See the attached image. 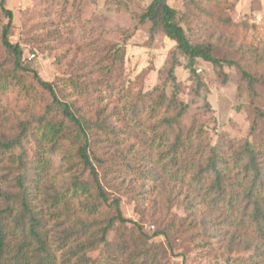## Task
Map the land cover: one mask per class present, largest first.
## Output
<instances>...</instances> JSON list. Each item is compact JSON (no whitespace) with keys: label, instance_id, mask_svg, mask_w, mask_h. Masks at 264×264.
Masks as SVG:
<instances>
[{"label":"rangeland","instance_id":"rangeland-1","mask_svg":"<svg viewBox=\"0 0 264 264\" xmlns=\"http://www.w3.org/2000/svg\"><path fill=\"white\" fill-rule=\"evenodd\" d=\"M151 2L6 0L14 14L9 40L21 47L29 72L2 79L0 142L28 134L31 165L23 174L13 160L19 149L0 150V185L15 194L18 176L26 177L53 239L88 227L98 241L88 264H240L264 241L215 207L207 193L212 172L204 184L195 177L215 150L228 193L242 198L251 180L235 165L246 141L255 146L264 171V0H167L191 41L209 44L215 58L239 65L215 68L198 60L193 75L180 57L176 81L167 72L175 43L151 22L138 20ZM7 23L0 9V69L10 74L14 55L1 43ZM243 71L256 79L253 87ZM33 72L52 83L87 125L91 163L106 199L96 213H89L98 197L96 182L78 155L84 141L68 121V139L58 151L49 155L41 144L49 169L38 187L31 181L37 174L30 168L40 161L38 136L32 134L41 122L64 121ZM179 112L186 145L176 164L169 148L179 131L159 122ZM74 179L89 185L91 196L70 191L60 205L45 203L47 196L72 189ZM258 194L264 197V186ZM118 211L130 223L115 220L104 233ZM69 250L58 252L60 264L70 258Z\"/></svg>","mask_w":264,"mask_h":264},{"label":"trees","instance_id":"trees-1","mask_svg":"<svg viewBox=\"0 0 264 264\" xmlns=\"http://www.w3.org/2000/svg\"><path fill=\"white\" fill-rule=\"evenodd\" d=\"M0 9L3 16L8 19V23L3 28L1 43L6 50L14 55L15 60L10 74L4 70V67L0 69L1 93L4 90L2 79L8 80L9 75L17 77L20 72L28 73L29 70L22 65L23 52L21 47L12 44L9 40L14 14L6 8V0H0ZM138 20L140 24H144L147 21L151 22L154 29H161L166 37L175 43V48L170 52L171 64L167 71L173 81H176L174 73L180 64V57L186 61V70L193 75L196 73L195 67L198 60L210 63L215 68H222L223 64L239 67L236 62L215 58L211 45L191 41L178 21V12L167 4V0H152L145 12L138 17ZM243 77L249 81L252 87L256 83V79L246 71H243ZM33 78L43 90L50 94L53 99V105L60 110L64 121L41 122L40 126L34 131L35 133L32 134V136H38L37 143L39 145H37L36 154L40 157V161L38 165L33 166L34 169L30 168L37 174V178L31 181L38 187L42 176L49 169V161L51 159L48 156V158L46 157L48 160H42L40 155L43 153L48 154V150L42 152L41 144L50 150L49 155L58 151L60 142L68 139L66 134L67 126L65 124V121H68L77 130L76 139L84 141L83 146L78 149V155L84 166L91 171L96 182V187L93 189L98 190V197L89 203V213H96L98 207L102 205L103 201L106 202V199L98 181L97 173L91 163L89 140L86 135L87 125L82 119L76 117L72 112L71 105L59 99L52 83L43 81L36 72H33ZM183 115L182 112H179L173 116H165L159 122L167 129L173 130L175 126V129L179 131L177 140L169 148V152L172 154L176 164L179 153L186 145L181 134L183 132L181 127ZM27 140L28 134L23 133L14 140L0 142V150L3 154H12L16 149H19V155L15 156V158L13 157V160L19 164L23 174L29 171L28 167L31 165L30 161L28 163L29 150L26 148ZM254 148L255 146L251 142L246 141L243 152L238 154L237 166L235 165V167H241L246 172L245 178L251 180V186L246 189L242 198H239L238 194L228 193L229 184L225 181L223 169L219 167L220 161L214 152L215 150L210 152L207 168H201L195 177L196 180H194L199 184H204L208 178L206 173L212 172L214 180L212 185L208 187L207 193L215 197L213 200L215 207L217 206L227 211L233 217V223H236L237 226L242 227L245 231L253 232L260 240L264 241V197L258 194L264 186V171L258 164L257 153ZM23 174L17 178L18 193L14 194L12 191H6L3 185H0V264H60L58 252L64 248L73 251L64 264H71L73 258H77L74 264H88L92 259L89 254L97 249L98 243V241L92 239L89 228L81 226L78 230L65 234L61 240L53 239L54 237H51L49 230H47V224H45L41 212L35 210L38 193L36 190H33V192L31 190L30 192V184ZM176 175L177 177L186 176L177 173ZM71 185L73 188L67 189L68 191L62 194L57 193L54 196L44 198L45 203L49 204L50 202L52 205H60L67 197H70V191H72L73 196L78 193L88 196L91 194L90 186L80 183L77 179H74ZM101 199L103 201H100ZM115 220H118L123 225L130 223L118 211V216L110 221L107 229H104V233H107L114 225ZM104 233L101 239H103ZM254 252L255 254L246 261L240 260V264H260L263 262L264 259L262 260L261 255H264V244H260Z\"/></svg>","mask_w":264,"mask_h":264}]
</instances>
